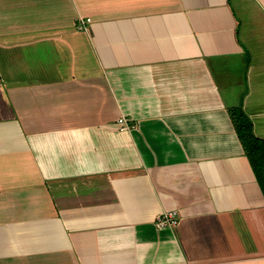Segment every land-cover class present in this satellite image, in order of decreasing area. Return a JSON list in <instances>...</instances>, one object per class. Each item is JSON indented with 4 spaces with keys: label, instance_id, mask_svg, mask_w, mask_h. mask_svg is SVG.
<instances>
[{
    "label": "crops",
    "instance_id": "crops-1",
    "mask_svg": "<svg viewBox=\"0 0 264 264\" xmlns=\"http://www.w3.org/2000/svg\"><path fill=\"white\" fill-rule=\"evenodd\" d=\"M239 106L264 0H0V264H264Z\"/></svg>",
    "mask_w": 264,
    "mask_h": 264
},
{
    "label": "trees",
    "instance_id": "trees-1",
    "mask_svg": "<svg viewBox=\"0 0 264 264\" xmlns=\"http://www.w3.org/2000/svg\"><path fill=\"white\" fill-rule=\"evenodd\" d=\"M237 133L264 191V139L254 133V124L242 106L230 109Z\"/></svg>",
    "mask_w": 264,
    "mask_h": 264
},
{
    "label": "built area",
    "instance_id": "built-area-1",
    "mask_svg": "<svg viewBox=\"0 0 264 264\" xmlns=\"http://www.w3.org/2000/svg\"><path fill=\"white\" fill-rule=\"evenodd\" d=\"M117 121L121 130L126 131L131 128L128 118L125 115L119 117ZM180 223H181V214L177 209L164 211L160 213L155 219V225L159 229H163L167 227L175 228L178 227Z\"/></svg>",
    "mask_w": 264,
    "mask_h": 264
}]
</instances>
